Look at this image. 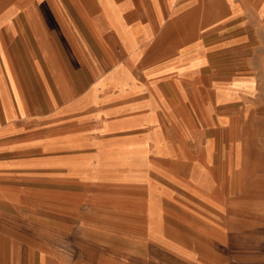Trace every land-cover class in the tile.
<instances>
[{
    "label": "crops",
    "instance_id": "obj_1",
    "mask_svg": "<svg viewBox=\"0 0 264 264\" xmlns=\"http://www.w3.org/2000/svg\"><path fill=\"white\" fill-rule=\"evenodd\" d=\"M262 85L264 0H0V264L24 216L70 209L73 188L187 183L200 208L245 214L227 204L264 198L248 185L264 155L233 126L264 115ZM213 230L197 263L263 264Z\"/></svg>",
    "mask_w": 264,
    "mask_h": 264
},
{
    "label": "rangeland",
    "instance_id": "obj_2",
    "mask_svg": "<svg viewBox=\"0 0 264 264\" xmlns=\"http://www.w3.org/2000/svg\"><path fill=\"white\" fill-rule=\"evenodd\" d=\"M251 115L245 124L236 120L233 130L242 142L259 144L258 153L264 155V115ZM141 185L145 188L114 200L92 191L84 197L73 188L70 209L24 216V245L8 247L7 264H202L197 263L195 241L198 233L205 238L219 233L213 227L228 239L242 235L248 242L255 240L247 252L264 264V198L227 204L248 207L245 214L218 215L199 207L187 183ZM248 185L250 192L264 191V182ZM240 223H249V228L238 231Z\"/></svg>",
    "mask_w": 264,
    "mask_h": 264
}]
</instances>
